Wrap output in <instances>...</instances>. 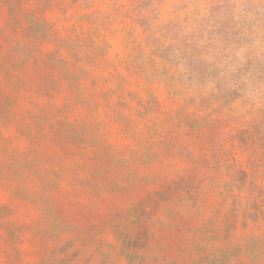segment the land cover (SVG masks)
Masks as SVG:
<instances>
[{
  "label": "rangeland",
  "instance_id": "obj_1",
  "mask_svg": "<svg viewBox=\"0 0 264 264\" xmlns=\"http://www.w3.org/2000/svg\"><path fill=\"white\" fill-rule=\"evenodd\" d=\"M0 264H264V0H0Z\"/></svg>",
  "mask_w": 264,
  "mask_h": 264
}]
</instances>
